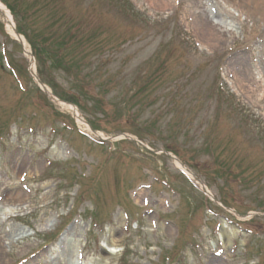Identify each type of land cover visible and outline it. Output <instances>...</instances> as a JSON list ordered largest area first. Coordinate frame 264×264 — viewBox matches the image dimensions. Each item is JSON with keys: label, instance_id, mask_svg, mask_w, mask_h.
Wrapping results in <instances>:
<instances>
[{"label": "rangeland", "instance_id": "374dc122", "mask_svg": "<svg viewBox=\"0 0 264 264\" xmlns=\"http://www.w3.org/2000/svg\"><path fill=\"white\" fill-rule=\"evenodd\" d=\"M3 1L33 5L11 15L26 37L67 22L63 66L42 71L92 131L37 87L0 12V264H264V99L228 73L264 70V41L247 46L239 29L246 12L202 1L231 32L211 49L181 0Z\"/></svg>", "mask_w": 264, "mask_h": 264}, {"label": "bare ground", "instance_id": "6f19581e", "mask_svg": "<svg viewBox=\"0 0 264 264\" xmlns=\"http://www.w3.org/2000/svg\"><path fill=\"white\" fill-rule=\"evenodd\" d=\"M145 1L148 5L158 8V9H166L171 6L172 2L180 1V0H142ZM187 3V8L185 9V19L189 18L190 21H186L187 25L191 26L198 37L202 38V42L204 44H208L211 46V49H214L215 45L224 44L226 36H230L231 32L226 30L222 25H213L210 22V18L216 16V13L207 10L203 5L202 1L205 0H181ZM219 6L220 13L232 17L234 19L235 16L230 12L228 7L232 8L234 11L246 12L248 18H250L251 24L247 26L246 22H239V29L246 34L244 37L245 44L248 46V43L251 41L257 42L258 40L264 41V0H214ZM226 5V6H224ZM247 7H251L252 9H248ZM261 11L262 17H259L253 20L250 17L252 10ZM0 12L6 19H8V13L5 7L0 3ZM260 13V12H259ZM260 20V21H259ZM8 23V20H7ZM8 31L12 34L11 25L8 23ZM213 43V44H212ZM262 46V44H260ZM253 47H256L253 44ZM258 47V46H257ZM261 48H264L262 46ZM264 55V49L261 52ZM242 72L244 68L240 69ZM228 73L232 74V77L239 83L237 87V91L240 89L244 92L243 94L251 101L256 102L258 99H264V70H258V75L256 76L252 71H246L239 75L238 70L230 69ZM246 83V84H243ZM234 85V84H233ZM239 89V90H238ZM257 92H260V97L257 98ZM264 101V100H262ZM62 106H66L71 108V106L59 102ZM74 111V110H73ZM177 165L179 163H176ZM183 168V167H182ZM4 250L2 248V242L0 241V256L3 254Z\"/></svg>", "mask_w": 264, "mask_h": 264}, {"label": "trees", "instance_id": "16d2710c", "mask_svg": "<svg viewBox=\"0 0 264 264\" xmlns=\"http://www.w3.org/2000/svg\"><path fill=\"white\" fill-rule=\"evenodd\" d=\"M11 12H15V9H18L19 12L23 13L28 9H31L33 5H28L21 7L19 3H17L14 6H11L10 4L7 5ZM20 8H23L20 10ZM14 14V13H13ZM15 15V14H14ZM55 26L53 23H51L50 28L48 30H45V34H42L40 37L36 38L32 34L28 36V40L32 46V50L35 54V57L38 60H45L46 62H50L49 67L56 69L58 66H63V58H61L58 53H55L56 50H54L55 46H59V49H62L66 43H69V36H68V24L67 22H62L60 19L58 23L54 21ZM19 30V29H18ZM58 52V51H57ZM44 64V63H42ZM67 70V69H66ZM54 87V85H52ZM55 88V87H54ZM75 101V99H72Z\"/></svg>", "mask_w": 264, "mask_h": 264}]
</instances>
